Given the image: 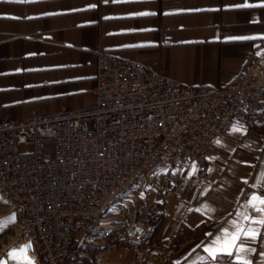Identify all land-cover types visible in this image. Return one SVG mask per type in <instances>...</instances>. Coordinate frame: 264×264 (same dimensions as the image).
<instances>
[{
    "label": "crops",
    "instance_id": "obj_1",
    "mask_svg": "<svg viewBox=\"0 0 264 264\" xmlns=\"http://www.w3.org/2000/svg\"><path fill=\"white\" fill-rule=\"evenodd\" d=\"M97 49L184 86L224 87L250 61L264 72V0H0V121L92 107ZM261 111L253 126L236 123L214 138L202 164L175 165L158 183L127 190L104 225L137 224L152 239L172 241L170 264L204 260V248L224 229L234 231L233 222L249 227L242 213L260 215L244 205L264 196V105ZM151 205L156 209L147 211ZM8 209L0 218L13 214ZM104 232H75L81 261L132 264L128 248ZM261 241L264 235L251 244L254 262L264 252ZM29 246L23 264H41Z\"/></svg>",
    "mask_w": 264,
    "mask_h": 264
},
{
    "label": "built area",
    "instance_id": "obj_2",
    "mask_svg": "<svg viewBox=\"0 0 264 264\" xmlns=\"http://www.w3.org/2000/svg\"><path fill=\"white\" fill-rule=\"evenodd\" d=\"M92 56V107L0 121V189L13 197L10 211L25 216L20 235L40 247L41 264H80L73 237L81 227L113 232L132 264H170L176 244L150 238L137 224L104 225L101 209L129 185L202 164L213 139L234 124L257 123L264 72L253 60L224 87H190L100 49Z\"/></svg>",
    "mask_w": 264,
    "mask_h": 264
},
{
    "label": "snow or ice",
    "instance_id": "obj_3",
    "mask_svg": "<svg viewBox=\"0 0 264 264\" xmlns=\"http://www.w3.org/2000/svg\"><path fill=\"white\" fill-rule=\"evenodd\" d=\"M16 3H29L33 0H12ZM116 2V0H114ZM244 7H249V5H243ZM141 15H147V13H141ZM244 39H249L245 37ZM239 130V129H235ZM175 174V173H173ZM245 183H247L245 181ZM261 188L264 189V183L261 184ZM208 211H213V209L205 206ZM245 208L251 207L253 212L259 213L260 215L252 216L248 213H242L241 218L248 221L249 227L246 229L240 224L233 222L231 228L224 229L221 234L217 235L212 241L210 247H205L204 251L208 253L207 257L199 261L198 264H264V252H262L261 260L254 262L251 257L256 254V249L251 247V244H255L264 233L261 229L264 228V196L252 195L249 204L244 205ZM200 212L201 209H196ZM251 225H258L259 227H252ZM6 229H0V235ZM206 235L212 236V233H207ZM262 246H264V241H261ZM227 257V259H226ZM0 264H3L0 261ZM32 264V262H29Z\"/></svg>",
    "mask_w": 264,
    "mask_h": 264
},
{
    "label": "rangeland",
    "instance_id": "obj_4",
    "mask_svg": "<svg viewBox=\"0 0 264 264\" xmlns=\"http://www.w3.org/2000/svg\"><path fill=\"white\" fill-rule=\"evenodd\" d=\"M136 186L138 185L134 187ZM3 199L4 198L0 195V215L9 210V203L4 199L8 203L7 204ZM0 229H6V231L0 235V261H2L3 264H23L24 254L27 253L31 247L29 246L30 244L28 245L23 241L20 235V227L17 218L13 214L0 218Z\"/></svg>",
    "mask_w": 264,
    "mask_h": 264
},
{
    "label": "bare ground",
    "instance_id": "obj_5",
    "mask_svg": "<svg viewBox=\"0 0 264 264\" xmlns=\"http://www.w3.org/2000/svg\"><path fill=\"white\" fill-rule=\"evenodd\" d=\"M135 185H129L128 186V190L131 189L132 187H134ZM0 194L1 196L9 203L10 208H13V197L12 196H7V193H5V191L3 189H0ZM124 196V194L120 195V199ZM117 201H110L109 203L105 204V206H103V208L101 209V219H103V216L113 207V205L116 203ZM15 217L17 218V221L19 223V225H25V216L23 214H14ZM107 232V231H105ZM107 235V234H106ZM32 245L34 251H35V256L39 260V256L40 255V247H38L36 244H30Z\"/></svg>",
    "mask_w": 264,
    "mask_h": 264
},
{
    "label": "trees",
    "instance_id": "obj_6",
    "mask_svg": "<svg viewBox=\"0 0 264 264\" xmlns=\"http://www.w3.org/2000/svg\"><path fill=\"white\" fill-rule=\"evenodd\" d=\"M105 234V236H107L106 234H107V232H104ZM82 250L83 251H85L86 253H90V248L89 247H85V248H82ZM96 251L98 252V251H100L99 249H96ZM90 262H89V259H88V257H85L81 262H80V264H89Z\"/></svg>",
    "mask_w": 264,
    "mask_h": 264
}]
</instances>
